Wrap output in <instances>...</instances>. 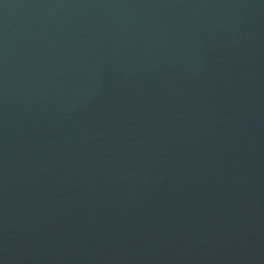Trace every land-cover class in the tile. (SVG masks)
Segmentation results:
<instances>
[{"label":"water","instance_id":"water-1","mask_svg":"<svg viewBox=\"0 0 264 264\" xmlns=\"http://www.w3.org/2000/svg\"><path fill=\"white\" fill-rule=\"evenodd\" d=\"M0 264H264V0H0Z\"/></svg>","mask_w":264,"mask_h":264}]
</instances>
